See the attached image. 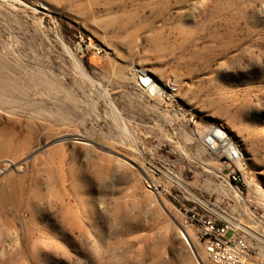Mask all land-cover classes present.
Listing matches in <instances>:
<instances>
[{"label":"rangeland","instance_id":"374dc122","mask_svg":"<svg viewBox=\"0 0 264 264\" xmlns=\"http://www.w3.org/2000/svg\"><path fill=\"white\" fill-rule=\"evenodd\" d=\"M213 125L264 197V0H0V264H207L188 215L250 218Z\"/></svg>","mask_w":264,"mask_h":264},{"label":"built area","instance_id":"2783aa9c","mask_svg":"<svg viewBox=\"0 0 264 264\" xmlns=\"http://www.w3.org/2000/svg\"><path fill=\"white\" fill-rule=\"evenodd\" d=\"M158 82L148 75L139 74L136 78V86L140 90L149 93L152 97L160 98L163 102H172L179 93L177 80L167 78ZM155 84L158 86L153 90ZM211 130L203 137V146L220 160L216 170L238 209L250 216L247 220L248 225L262 231L264 235V210L260 211L264 206L262 202L264 197L259 187L250 190L247 183L242 181L240 173L238 174L236 168L232 167V164L242 158L239 144L224 130L225 135L222 137L215 136ZM185 227L203 247L208 259L207 264H264V254L252 236L227 219H220L211 213L192 211L185 221ZM184 239L194 255V249L189 244L188 238L184 236Z\"/></svg>","mask_w":264,"mask_h":264},{"label":"bare ground","instance_id":"6f19581e","mask_svg":"<svg viewBox=\"0 0 264 264\" xmlns=\"http://www.w3.org/2000/svg\"><path fill=\"white\" fill-rule=\"evenodd\" d=\"M137 72H139L140 75H147L149 70L148 69H144L143 67H141V69H137ZM157 86L158 85L155 84L153 86V90ZM116 112H117V110H116ZM223 130H224V128L221 125H213L211 133L214 134L215 136L222 137V136L225 135ZM176 180L179 183H181L180 179L177 178ZM145 182H147V184H146L147 186H150L149 181H145ZM226 219L229 220L235 226L241 227L245 232L250 234L252 236V238L255 240L257 246L260 248V250L264 254V235H263L262 231L256 230L253 226L248 225V223L246 221H242L240 218H235L234 216H228ZM180 234H181L183 240L185 241V243L187 244V246H188V248L190 250V247H189L188 243L186 242V240L184 239V236H186L188 238V242L192 246V248L194 249V255H195V258L197 260V257H199L198 245H196L197 243L195 242V239L192 236V232L190 234L188 231L180 230ZM190 252H191V250H190Z\"/></svg>","mask_w":264,"mask_h":264}]
</instances>
